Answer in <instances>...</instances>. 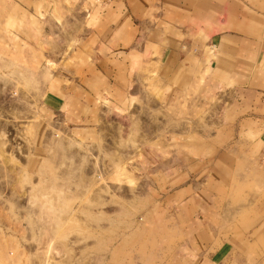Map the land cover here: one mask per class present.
Returning a JSON list of instances; mask_svg holds the SVG:
<instances>
[{"label": "rangeland", "instance_id": "obj_1", "mask_svg": "<svg viewBox=\"0 0 264 264\" xmlns=\"http://www.w3.org/2000/svg\"><path fill=\"white\" fill-rule=\"evenodd\" d=\"M6 1L0 0V264H162L181 256L185 237L149 173L169 160L163 151L172 149L170 139L234 149L223 216L231 209L238 229L259 216L260 121L246 117L251 113L232 85L203 80L178 91L166 88L151 65L140 69L126 105L105 102L79 123L60 110L46 118L42 102L52 74L83 69L74 43L84 34L85 12L79 0H58L57 13L42 25L47 59L38 61L36 45L13 41L9 28L16 32L17 24L1 25Z\"/></svg>", "mask_w": 264, "mask_h": 264}, {"label": "crops", "instance_id": "obj_2", "mask_svg": "<svg viewBox=\"0 0 264 264\" xmlns=\"http://www.w3.org/2000/svg\"><path fill=\"white\" fill-rule=\"evenodd\" d=\"M78 2L85 28L74 48L84 66L71 69L72 76L52 74L42 102L46 118L60 110L65 120L79 123L92 119L105 102L109 108L126 105L140 69L152 65L166 88L193 90L203 80L232 85L241 95L240 106L251 113L246 117L260 121L257 138L264 147V112H254L264 109V0ZM4 7L1 25L18 26L16 32L8 29L17 36L13 41L36 45L35 59L46 61L42 25L57 13L58 0H10ZM170 140L172 149L163 151L169 160L150 168V180L164 191L161 200L186 242L181 256L178 250L162 264H264V181L259 216L235 228L231 209L228 219L223 216L222 200L233 181L234 149L212 141Z\"/></svg>", "mask_w": 264, "mask_h": 264}]
</instances>
